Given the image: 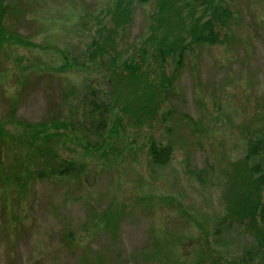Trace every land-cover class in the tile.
Returning <instances> with one entry per match:
<instances>
[{"label":"rangeland","instance_id":"obj_1","mask_svg":"<svg viewBox=\"0 0 264 264\" xmlns=\"http://www.w3.org/2000/svg\"><path fill=\"white\" fill-rule=\"evenodd\" d=\"M226 1L233 19L219 30V43L193 46L178 71L172 58L163 68L155 65L154 50L167 31L162 19L169 15L161 14L160 0H0L23 9L8 27L30 43L0 51V120L13 109L16 115L4 122L13 136L2 159L12 163L19 156L28 167L19 182L0 183V264H227L242 258L254 238L223 224L225 197L235 189L227 182L234 163L250 141L264 137V0ZM118 5L131 8L128 18L116 16ZM141 49L148 50L147 60ZM127 61L149 70L161 97L142 121L122 111L124 123L103 143L88 131L84 99L95 88L102 100H119L124 109L140 97L108 69ZM17 120L47 124L37 150L21 141ZM45 134L58 135L45 140ZM151 139L172 147L166 166H151ZM39 147L76 161L82 172L37 178L33 173L45 160Z\"/></svg>","mask_w":264,"mask_h":264},{"label":"trees","instance_id":"obj_2","mask_svg":"<svg viewBox=\"0 0 264 264\" xmlns=\"http://www.w3.org/2000/svg\"><path fill=\"white\" fill-rule=\"evenodd\" d=\"M227 3L226 0H160L161 14L168 13L169 15L162 19V25L167 31L160 38L154 50L153 57L156 67L163 68V65L172 58L178 65L177 70L179 71L183 67L188 51L193 46L219 43V30L224 29L233 19V12ZM200 10L202 13L199 14ZM130 12L129 6L118 5L116 16L123 18L127 15L126 18H128ZM22 14L23 9L18 5L0 4V51L6 48L7 44H30L18 31L8 27L11 22L9 19L16 21L21 18ZM119 25L120 23L117 24ZM103 50L101 48L98 53L103 54ZM141 55L143 60H147L148 50L141 49ZM108 69H116L113 73L119 85L127 84L129 88L141 92V95L138 98L135 97L126 108L119 109V100L118 102L104 101L98 96L99 93L95 88H88L90 92L87 91L84 99L87 103L83 111L84 115H89L87 117L90 125L87 128L92 136L103 143L107 136L115 138L118 127L124 123V116H120L122 111L142 121L144 117L154 112V107L161 97L158 85L155 81H151L149 70H143L138 63L127 61L122 67L114 63ZM178 71L176 74L179 73ZM172 80H175L174 76L167 81ZM14 112L13 109L7 119L16 120ZM111 115H115L112 125H110ZM7 119L0 120V183H4L6 179L19 182L21 178L19 174L28 169L19 156H16L12 163L3 162L4 148L9 142V136H13L7 131L4 123ZM18 120L16 123L24 127V135H20L23 138L21 141L28 149L37 150L36 142L47 132V124H31ZM53 122L61 123V126L66 128V123L62 121ZM57 135L45 134L44 138L49 140L51 136ZM23 143L21 142L22 145ZM110 147L111 145L107 144L103 151L104 155ZM39 153L43 158L45 157V160L41 169H35L33 173L37 178H69L78 176L82 172L81 166L76 161L61 159L55 151L47 147H39ZM172 153V147L169 144L160 143L155 139L150 140L148 158L151 166H166L170 162ZM234 165V170L228 173L227 182L228 185L233 183L235 189L225 197L229 213L223 224L227 228H245L248 234L253 235L254 243L244 250L240 260L225 261L224 259V261L227 264H264V137H257L250 141L246 156ZM220 231V226H217L215 233L219 234ZM218 258L221 262V258Z\"/></svg>","mask_w":264,"mask_h":264}]
</instances>
